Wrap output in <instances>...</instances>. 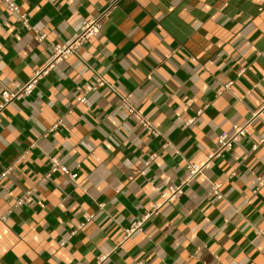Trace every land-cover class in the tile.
<instances>
[{
    "label": "crops",
    "instance_id": "obj_1",
    "mask_svg": "<svg viewBox=\"0 0 264 264\" xmlns=\"http://www.w3.org/2000/svg\"><path fill=\"white\" fill-rule=\"evenodd\" d=\"M12 1L28 27L0 0V92L45 71L0 112V264H264V142L251 148L264 135V0ZM102 11L99 33L48 66L52 45ZM97 76L108 84L88 89ZM233 125L245 135L208 158ZM52 157L77 177L50 172ZM189 163L202 168L183 193L128 232Z\"/></svg>",
    "mask_w": 264,
    "mask_h": 264
},
{
    "label": "built area",
    "instance_id": "obj_2",
    "mask_svg": "<svg viewBox=\"0 0 264 264\" xmlns=\"http://www.w3.org/2000/svg\"><path fill=\"white\" fill-rule=\"evenodd\" d=\"M3 1L6 3L9 11H11V13L12 12L18 13L22 23L26 27H28V24H27L28 18L26 16L27 14L21 13L18 5H16L12 0H3ZM105 15H106V13L104 11H102V12L98 13L96 15V17L82 21L81 29L79 30L77 35H75V37L71 41H69L68 43L53 44L51 47V51H52L51 59L48 63V66L53 65V63L62 60L63 58H65L68 55L76 54L78 47L82 43H84V41H86L90 37H93L99 33L101 26H102V23L104 21ZM45 37H46V33H38L36 35V38L38 41H42ZM43 71H45V68L42 69L41 71H36L34 73V75L32 76V78L28 82H26L23 85H20L15 91H10L4 86L0 92V112L5 107H7V105L11 101H13L14 99H17L23 95L30 93L33 90V88L35 87L39 75ZM105 84H108V83L101 76H97L96 83L93 86L88 87V89H90V90L95 89L96 87L101 86V85H105ZM231 84H232V81H229L228 83H226L224 85V88L228 89ZM119 97H120L121 105L126 108L127 113L138 124L145 127L154 137H158V138L161 137V134L158 131V129H156L154 126H152L151 123L147 120V118L144 117L133 104H131L127 101V97H124L121 95H119ZM75 101L77 103H83L85 101V95L83 94V95L77 97ZM200 113H201V110H199L197 112V115H199ZM194 119H195V117H192L189 122H193ZM245 133H246L245 125H233V132L232 133L222 132L220 135H218L216 147L208 154V158L211 159L212 157L221 155L224 151L231 148L239 140V138L241 136L245 135ZM263 142H264V135L261 136L257 142H255L251 145L252 150H255L258 147V145L260 143H263ZM49 162H50V172L60 171L63 174L67 175L71 179H75L77 177V172L69 169L66 165L61 163L59 161V159L52 157V158H50ZM147 163H148V161H147ZM13 166H14V164L10 165L1 174V176H5L9 171H11ZM201 168L202 167L200 165L191 164V163L187 164L186 165V170H187L186 176L183 178L181 183L177 186H170L167 189H165L164 191H162L160 193L161 201L159 203H153L151 206V210L149 212L145 213L140 221H134L130 225V227L127 231L131 232L135 228H139L142 225V222L145 221L148 217L158 213V210L160 209L162 204L169 202V201H172L176 197V195H180L181 193H183V187H185L189 183V181H191V179H193L200 172ZM46 176H48V174ZM43 179L44 178H41V180H43ZM219 186L220 185L218 183L213 184L211 186V192L218 199L222 198V195L219 191ZM31 193H32V189L27 190L24 193L23 197H21L16 202V204L17 205L21 204V202L24 200V198L27 197ZM74 233H75V231H72L70 236H72ZM60 244L63 245L64 243L61 242Z\"/></svg>",
    "mask_w": 264,
    "mask_h": 264
}]
</instances>
